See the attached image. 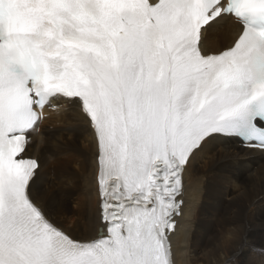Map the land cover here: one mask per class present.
<instances>
[{
	"label": "snow or ice",
	"instance_id": "snow-or-ice-1",
	"mask_svg": "<svg viewBox=\"0 0 264 264\" xmlns=\"http://www.w3.org/2000/svg\"><path fill=\"white\" fill-rule=\"evenodd\" d=\"M61 107L95 140L88 235L33 194L31 137ZM214 141L264 153V0H0V264H175L185 173Z\"/></svg>",
	"mask_w": 264,
	"mask_h": 264
},
{
	"label": "bare ground",
	"instance_id": "bare-ground-1",
	"mask_svg": "<svg viewBox=\"0 0 264 264\" xmlns=\"http://www.w3.org/2000/svg\"><path fill=\"white\" fill-rule=\"evenodd\" d=\"M216 31L206 36L213 52L228 45L236 29L229 24ZM46 113L28 150L40 163L33 194L66 230L88 235L95 206L94 136L76 109ZM184 181L183 213L172 236L175 264H264V153L214 141Z\"/></svg>",
	"mask_w": 264,
	"mask_h": 264
},
{
	"label": "rangeland",
	"instance_id": "rangeland-1",
	"mask_svg": "<svg viewBox=\"0 0 264 264\" xmlns=\"http://www.w3.org/2000/svg\"><path fill=\"white\" fill-rule=\"evenodd\" d=\"M232 29H233V27H232ZM224 31H228V32H230V28H229V29L227 28V29H225ZM224 31H223V32H224ZM217 32H218V31H216V32H214V33L212 34V36H211V37H212V38H211L212 40H213V36H214V34L217 33Z\"/></svg>",
	"mask_w": 264,
	"mask_h": 264
}]
</instances>
